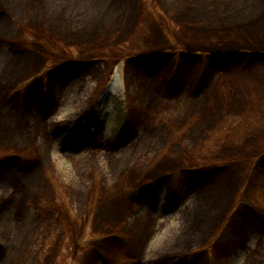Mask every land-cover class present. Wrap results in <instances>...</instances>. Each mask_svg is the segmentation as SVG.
I'll list each match as a JSON object with an SVG mask.
<instances>
[{"label": "rangeland", "instance_id": "374dc122", "mask_svg": "<svg viewBox=\"0 0 264 264\" xmlns=\"http://www.w3.org/2000/svg\"><path fill=\"white\" fill-rule=\"evenodd\" d=\"M191 2L0 0V81L11 79L0 91V156L24 161L12 159L0 171V264H159L176 241L198 245L201 239H186V232L207 228L242 202L259 208L257 219L237 227L238 248L224 264H264V175L254 169L264 153V0ZM250 12L256 15L245 22ZM145 51L161 53L164 63L152 71L134 63ZM224 52L243 57L223 71L199 72L204 53ZM65 56L85 67L65 79L49 76ZM204 78L209 83L197 92ZM20 84L30 88L12 91ZM99 99L96 141L64 142L57 124L79 119ZM118 105L142 120L122 145L113 138ZM204 137L213 146L188 153L207 173L168 175L152 206L149 196L125 199L124 182H134L140 167L143 174L139 164L150 154L191 148ZM125 145L139 153L84 158ZM109 234L123 242L109 245ZM183 264L214 263L203 251Z\"/></svg>", "mask_w": 264, "mask_h": 264}, {"label": "trees", "instance_id": "16d2710c", "mask_svg": "<svg viewBox=\"0 0 264 264\" xmlns=\"http://www.w3.org/2000/svg\"><path fill=\"white\" fill-rule=\"evenodd\" d=\"M190 0V6H194V4ZM233 0H228V3L231 4ZM196 8V11L201 12L203 10V7ZM191 11L194 13L193 9ZM192 14V13H191ZM256 15L254 12H250L249 14L246 13V18L244 19L245 22L251 21ZM36 22H40V19H36ZM223 21V20H221ZM89 22L87 20L86 24ZM91 24V22H89ZM43 26H47V28L52 31L55 29L53 24H41ZM219 25V24H216ZM220 25H231V24H220ZM234 26H242V24H235ZM253 55V54H252ZM252 55H248L250 58ZM163 55L159 52H153V51H145V52H139L136 53L132 57L134 63L140 66H144L148 71H152L156 68L157 62L164 63L162 59ZM204 56H206V59L200 63L197 67L199 68V72L206 73L209 71H223L226 68L236 64L238 60L242 59V53L239 54H233V53H216L214 56L210 57V54L204 53ZM243 57V56H242ZM65 60V61H64ZM71 58L69 56L63 57V59L58 63L55 64L49 71V76H54L57 78V80H60L58 78V75L63 77L64 79L70 75L73 74L74 69L77 67H85V63L79 65L78 62H72L69 61ZM156 62V64H155ZM75 64L76 66H74ZM79 65V66H78ZM159 67V66H158ZM209 77V76H208ZM4 82H10L11 79H3ZM3 81H0V83L3 85V88L8 83H4ZM38 80H35L31 85L34 86ZM57 82V81H56ZM199 86L196 88L197 90H200L202 86L206 83H209V79H202L200 80ZM53 81L49 82V85L52 84ZM48 86V83H43L42 86H40L41 89V104L43 107H47V97L49 98V95L47 94L46 88ZM23 84L18 85V87H15L12 91L16 90H23L24 88ZM30 87H26V89H29ZM24 89V93L25 90ZM2 90V89H1ZM18 93V91H17ZM27 95V94H26ZM52 97V96H51ZM98 105H92L91 108L85 113V115H81L79 119L75 120H66L59 124H57L55 131H61L63 133L62 139L66 143L71 144H80L83 141H91L94 137V134L92 133V130L94 127L99 126L100 119L102 117V100L99 99ZM100 106V107H99ZM121 109L119 110L120 113H118V117L116 118L117 127L115 128V133L118 134L117 138L113 137L116 140H123L127 139L131 135H133L137 128L142 124L141 116L135 113L133 110L129 109L126 110L125 108L118 105ZM230 131V129L226 130V132ZM114 133V134H115ZM230 138L225 141H229ZM111 140V139H110ZM207 140L206 137L201 138V142L197 141L191 148L185 147V146H179V147H166L165 148H159L156 150L155 154H150V156L141 162L139 164V167L142 165L144 167L143 174L142 169L140 167V173L138 176L133 178L134 182H124L122 193L127 201L130 202H137L140 200V197H150V204H154V192L152 190L153 185L156 183H161L166 180V177L168 175L174 173V172H180L182 170H190V168L195 170L196 174H202L207 173V171L201 167L202 163H199V158H195L197 154L199 153L202 148L200 145L204 143H210L211 146L214 144V139L210 141ZM200 144V145H199ZM232 144L229 142L228 145ZM226 148V145H225ZM118 151V150H115ZM194 152L193 155H190L188 152ZM139 152H137L138 154ZM136 154V155H137ZM190 155V156H188ZM181 157V158H180ZM180 158V159H179ZM183 158L186 159V163L183 162ZM12 159H18L21 160V163L23 159L18 157L16 154H7L4 156H0V171L4 170L5 166L8 165V162ZM91 160V159H89ZM94 160V159H93ZM173 161V163L168 162ZM183 162L184 164L182 165ZM181 163V164H180ZM182 166V167H181ZM191 166V167H190ZM139 167H137L139 169ZM136 168V169H137ZM192 169V170H193ZM255 172H257V175H261L260 177L264 175V153L262 156L259 157V160L256 161L254 165ZM205 171V172H201ZM137 173V170H136ZM126 179V178H125ZM128 180V179H127ZM260 180V179H259ZM251 181V180H250ZM264 181V180H263ZM261 180V182H263ZM242 198V196H239V199ZM247 209L243 211V206ZM249 210V211H248ZM259 211V208H256L255 206L243 203L240 204V206H236L232 209V211L225 217V215H222V217H219L218 221L211 223L207 228L204 227L203 230L199 229L198 232H192L191 230L189 232H186L185 234L186 239H195L200 238V241H197L198 245L195 243H184L182 241H177L174 243L173 247L170 248L168 252H166V255H168L165 259H161L159 264H183L185 261H191L194 260L197 255H199L203 251H207L210 259H212V263L214 264H224V259L226 256L230 255L231 253L235 252L238 248V241H236L235 238H233L234 233H236L237 227H242L245 223H247L246 217H251L253 219H257V212ZM198 215H195V218H197ZM220 220L222 222H220ZM207 221V220H206ZM205 221V222H206ZM252 221V219H251ZM253 223V222H250ZM205 224V223H203ZM218 229V231L216 230ZM199 231L201 233L200 237H197L199 234ZM217 231V232H216ZM216 232V233H214ZM214 235V236H213ZM103 238L106 239L109 245H117L120 242H123L122 239H120V236L117 234H109L104 236ZM104 239V240H105ZM179 239V238H178ZM188 244V245H186ZM199 247H197V246ZM195 246L197 247L195 249ZM88 247V246H87ZM91 247V245L89 246ZM96 254L102 258L108 259L110 254L108 252L97 250ZM164 257V254L163 256Z\"/></svg>", "mask_w": 264, "mask_h": 264}, {"label": "bare ground", "instance_id": "6f19581e", "mask_svg": "<svg viewBox=\"0 0 264 264\" xmlns=\"http://www.w3.org/2000/svg\"><path fill=\"white\" fill-rule=\"evenodd\" d=\"M1 89H3V85L0 83V91ZM130 145L125 146L124 148L118 150V151H102L100 149L96 150V151H87V154L84 156L85 159H95L97 157H114L117 159H130L133 158L137 152H133L132 150H130L129 148Z\"/></svg>", "mask_w": 264, "mask_h": 264}]
</instances>
